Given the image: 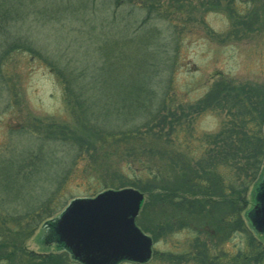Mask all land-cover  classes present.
I'll list each match as a JSON object with an SVG mask.
<instances>
[{
    "label": "trees",
    "instance_id": "1",
    "mask_svg": "<svg viewBox=\"0 0 264 264\" xmlns=\"http://www.w3.org/2000/svg\"><path fill=\"white\" fill-rule=\"evenodd\" d=\"M28 1L30 9L26 8L27 0H0V91L5 82L8 87L11 79L3 65L16 53H27L30 60L41 62L61 87L63 104L74 124L33 119L22 128L35 129L34 133L42 141L54 144L57 149L71 150L73 158L70 169L66 161L59 165L62 172L55 180L56 187L48 200L41 201L32 196V189L37 186L34 179L52 153H44L41 147L33 159L30 158L33 152L26 153L24 162L8 168V178L1 167L4 165L0 164V191L5 197L13 192L16 199L24 201L22 211H8L0 205V264H72L65 253L57 257L39 256L26 250L24 244L41 221L54 217L57 211L50 205L68 175L74 174L78 182L77 174L86 176L90 169L99 177L101 173L107 175L103 190L134 188L145 196L135 223L153 243L182 231L192 236L182 253H164L167 256L161 258L165 262L220 264L217 260L227 255L224 250L219 256L221 245L228 246L233 241L232 264H263L264 244L255 239L256 234L244 219L248 189L261 180L264 172L260 125L264 107L258 105L262 95L253 94L245 84L233 86L231 81L222 78L220 82H211L205 96L191 104L167 101L165 97L157 100L153 95L155 74H150L148 68L151 82L139 93L132 90V95L121 99L113 94L104 97L105 81L114 77L106 70L109 54L103 57L97 52L98 47L94 48L92 40L96 33L92 30L99 26L101 31L115 32L114 12L122 5H130L132 0H73L77 4L71 7L67 0H53V5L46 4V0ZM221 1L199 0L201 5L211 4L216 8ZM37 4H42V9L33 7ZM225 4L229 9L228 3ZM156 5L152 4L150 11ZM99 6L110 13L104 19L109 21L107 24L101 20ZM53 14L59 19L72 17L83 23L68 28V33L77 35L71 42L77 43L80 49L83 47L81 52L79 48L72 51L74 61L69 60V48L57 46L52 52L39 49L36 39L31 41L14 30L24 25L28 17L34 24L38 17L45 19ZM230 19L233 21V17ZM99 20L104 26L97 24ZM233 24L237 25L234 21ZM80 35L87 37V45L81 42ZM86 47L87 51L83 52ZM214 110L221 115L217 131L201 138L195 136L203 143L195 149L186 144L185 149L182 145L189 141L185 142L184 135L188 133L189 140L194 137L195 116ZM81 161L83 170L78 172L77 164ZM12 179L18 186L10 185ZM94 195L93 192L89 196ZM156 253L153 259L158 257Z\"/></svg>",
    "mask_w": 264,
    "mask_h": 264
},
{
    "label": "rangeland",
    "instance_id": "2",
    "mask_svg": "<svg viewBox=\"0 0 264 264\" xmlns=\"http://www.w3.org/2000/svg\"><path fill=\"white\" fill-rule=\"evenodd\" d=\"M52 1L46 0L45 3L50 5ZM188 1L132 0L133 3L122 5L123 7L114 12L117 25L115 32L101 31L99 26L96 30H92L96 33L92 40L94 48L97 46V52L103 57L109 54L106 70L114 77L113 80L105 81L104 97L113 94L121 99L132 95V90L137 94L151 82L150 74H155L156 83L155 86L152 85L153 95L157 100L165 97L167 101L191 104L205 96L211 82L217 83L225 78L231 81L233 86L245 84L249 91L254 92L253 94L262 93V101L258 105L264 107V0H222L217 8L211 4L201 5L199 0ZM28 2L27 0L26 8L30 9ZM67 3L70 7L77 4L73 0H67ZM157 3L161 6L156 5ZM225 3H228L229 9L224 7ZM152 4L156 5L155 10L150 11L149 7ZM33 7L42 9V4L33 5ZM98 8L102 14L101 20L107 24L109 21L105 22L104 19L107 16L110 17V13L105 8L102 9L100 6ZM78 14H81V11H78ZM230 15L237 25L233 24ZM45 17L47 18L38 17L41 22L36 20L34 24H31V19L28 17L24 25L14 30L20 31L19 34L25 35L31 41L36 39L39 49L52 52L56 51L57 46L62 49L69 48V60L74 61L72 51L76 48L80 51L83 47L80 49L77 43L71 42L77 35L75 36L74 32L68 33V28L79 26L82 22L72 17L59 19L54 14L52 17ZM97 24L104 26L100 20ZM47 34L51 35L50 38L46 36ZM63 40L66 41L62 42ZM80 40L87 45L88 40L85 35H80ZM85 51L87 47L83 52ZM88 52L91 56L92 48ZM92 58L89 60L91 61ZM3 67L4 72L11 79L8 80L9 90L5 82L0 91V160H2L0 164L4 165L1 167H4L8 178V168H15L17 164L24 162L26 153L33 152L30 155L32 159L39 147L48 155L52 153L51 158H48L47 163L42 166V170L36 176L37 179H34V184L37 186L32 189V196L40 201L48 200L47 197L56 187L55 180L62 172L59 165L64 161L67 166L71 165L72 151L67 148L57 149L54 144L42 141L34 133L35 129L22 127L27 126L33 119H40L45 123L66 122L71 125L74 124V119L63 104V94L55 76L41 62L30 60L27 53L18 55L16 53ZM148 68L150 74L147 71ZM220 116L216 110L195 116L192 128L194 137L189 140V134L186 133L184 139L185 142H189L183 143L182 146L185 149L186 144H190L194 149L200 146L203 141L195 136L201 138V135L216 132ZM184 139L182 138L183 141ZM77 165L80 168L78 172L83 170L82 161ZM92 174L91 169L86 176L77 174L78 182L75 181L74 174L68 175V179L58 187L54 202L50 205L56 208L54 217L63 211L70 201L76 198H92L89 195L93 192L96 196L105 191L103 187H105L104 180L107 179V175L101 173L99 177L98 173ZM9 183L12 187L18 186L13 179ZM4 184L7 185L8 182L5 181ZM27 187H29L28 184H26ZM252 188L250 187L247 192L246 210H250L253 206ZM144 197L143 195V199ZM23 204L22 199H16L15 193L6 194L5 197L0 191L1 208L3 206L8 211L11 209L22 211ZM138 217L139 214L136 219ZM44 221L39 223L32 236L25 241L24 248L35 255L48 254L57 257L62 252L43 239L46 234L43 227ZM254 237L264 244V238L257 235ZM191 238V235L182 231L153 243V251L157 252L158 257L144 264H165L167 261L165 262L161 257L166 253H182L186 250ZM229 239H232V236ZM231 246L233 241L228 243V246L221 245L219 256L224 253V250L227 255L217 260L220 264H232ZM67 257L69 263L73 264L68 255ZM177 262L170 264H182Z\"/></svg>",
    "mask_w": 264,
    "mask_h": 264
},
{
    "label": "water",
    "instance_id": "3",
    "mask_svg": "<svg viewBox=\"0 0 264 264\" xmlns=\"http://www.w3.org/2000/svg\"><path fill=\"white\" fill-rule=\"evenodd\" d=\"M142 199L143 194L133 188L108 189L92 198L70 201L45 225L52 239L80 264H143L151 256L152 241L135 225ZM253 201L246 219L264 235V179L256 186Z\"/></svg>",
    "mask_w": 264,
    "mask_h": 264
},
{
    "label": "flooded vegetation",
    "instance_id": "4",
    "mask_svg": "<svg viewBox=\"0 0 264 264\" xmlns=\"http://www.w3.org/2000/svg\"><path fill=\"white\" fill-rule=\"evenodd\" d=\"M259 95H262V93H260ZM259 99H261V98H259ZM263 104H264V102H263ZM264 112V111H263ZM262 115H264V113L262 114ZM261 125V131H262V136H263V138H264V135H263V129H264V120L262 121V124H260ZM46 231V234H45V237H44V239L46 240V242H48V240H49V242L51 243V244H53L54 246H56L54 243H52L53 242V237L50 235V233H49V230H45ZM52 241V242H51ZM56 247H58V246H56Z\"/></svg>",
    "mask_w": 264,
    "mask_h": 264
}]
</instances>
